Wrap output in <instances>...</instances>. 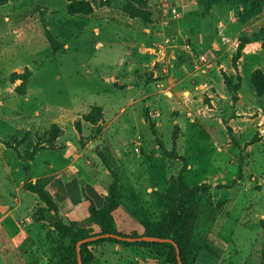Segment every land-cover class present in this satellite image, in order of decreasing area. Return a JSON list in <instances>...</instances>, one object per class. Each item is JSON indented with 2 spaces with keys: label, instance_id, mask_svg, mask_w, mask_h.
Masks as SVG:
<instances>
[{
  "label": "rangeland",
  "instance_id": "374dc122",
  "mask_svg": "<svg viewBox=\"0 0 264 264\" xmlns=\"http://www.w3.org/2000/svg\"><path fill=\"white\" fill-rule=\"evenodd\" d=\"M249 8L244 0H0V264L70 260L68 241L35 222L43 203L25 189L28 179L46 182L43 166L57 154L80 179L97 162L107 188L117 175L127 235L144 233L129 211L156 222L179 210L181 176L210 184L191 263L264 264V94L253 85L264 73L256 40L264 6L241 21ZM243 38L251 43L238 52ZM227 81L239 85L236 98ZM134 251L168 264L158 242Z\"/></svg>",
  "mask_w": 264,
  "mask_h": 264
},
{
  "label": "trees",
  "instance_id": "16d2710c",
  "mask_svg": "<svg viewBox=\"0 0 264 264\" xmlns=\"http://www.w3.org/2000/svg\"><path fill=\"white\" fill-rule=\"evenodd\" d=\"M244 2L245 6L249 3L250 8L245 14H241V21L243 22H247L249 19L259 14L264 6V0H244ZM260 39H263L264 47V30L260 31V33L256 36V40ZM240 42L238 52L243 51L245 46L251 43V40L243 38ZM253 85L255 87L256 94L259 97L262 96L264 94L263 72H257L254 74ZM227 86L233 93L234 98H236L239 85L233 87L232 84L227 81ZM149 120L150 118L148 117L146 121ZM150 125L153 133H156L154 123H150ZM169 156L176 158L178 155L172 152L169 153ZM104 162L106 168L110 169L109 162L106 160H104ZM27 172H30V170ZM111 174L114 181L109 186L107 195L104 197V202L101 207H97L93 199L83 194V197L89 201L88 211L94 220V225L99 228V232H96L93 227H82L75 221L67 222L61 212L59 203L48 190L47 183L42 181L33 183L30 179L27 180L25 189L33 194H36L43 203L42 206H38L34 211L33 218L35 222L49 224L63 239H66L69 243L71 257L70 260L65 261L63 264H79L78 244L88 238L105 234H114L131 238L151 237L169 239L172 242H158V244L164 245L170 250L166 256L168 264H179V256L183 264H192L190 256H192V252L195 249L194 237L201 214L202 199L211 190V185L203 183L191 186L185 182L184 178L181 176L180 181L183 185V198L180 202L179 210L169 213L165 218L156 222L140 218L139 213L129 211L130 215L143 226L144 233L142 235L137 233L127 235L119 229L117 220L114 216V213L121 208L122 201L118 185V177L114 172H111ZM107 243L119 245L124 249H149L152 245L157 244V242H150L146 240L128 242L115 238H101L84 243L80 246L82 264H93L95 254L92 247H97ZM176 246L179 249V253L177 252Z\"/></svg>",
  "mask_w": 264,
  "mask_h": 264
},
{
  "label": "crops",
  "instance_id": "0c3cea01",
  "mask_svg": "<svg viewBox=\"0 0 264 264\" xmlns=\"http://www.w3.org/2000/svg\"><path fill=\"white\" fill-rule=\"evenodd\" d=\"M94 154H96L95 151ZM85 167L87 168L88 166L85 165ZM43 168V170L46 172L44 178L47 183L48 190L59 203L62 212L63 204L68 206L67 212L69 213L70 222H78L80 226L85 228H95V225H93L94 220L88 211L89 201L83 202V200L81 203L78 201V203L77 200L83 198V192H85L88 197L95 201L97 207H101L103 205L104 197L107 195L108 188L103 182L99 181L100 172L103 170L101 165H99L97 162V164L90 167L88 179H80L81 177L79 176L78 172H74L75 167H70V165L67 164V161H65V159H63V157L59 154H57L55 158H52L50 161L45 163ZM25 170H30V166H27ZM120 209L121 208H119L114 213V216L117 220L119 229L123 231L124 227L120 223L119 217L117 216V213ZM134 228L141 232L139 225H134ZM3 232L8 235L11 240H14V234H12L9 230L3 228ZM109 246L113 247V249H110ZM134 249L145 248L124 249L119 245L108 243L97 247L95 246L93 247L95 254L93 264H129L133 258L135 259L134 264H153L151 259L144 261L142 259L139 260L140 258L137 257ZM123 250L132 252L131 254L127 255L126 258H124L120 256ZM113 254L122 258L119 263L114 262L112 258Z\"/></svg>",
  "mask_w": 264,
  "mask_h": 264
},
{
  "label": "water",
  "instance_id": "95a60500",
  "mask_svg": "<svg viewBox=\"0 0 264 264\" xmlns=\"http://www.w3.org/2000/svg\"><path fill=\"white\" fill-rule=\"evenodd\" d=\"M101 238H115V239H118V240L128 241V242L142 241V240H146V241H150V242H160V243H163V242H172L169 239L151 238V237L131 238V237H122V236H118V235H114V234L99 235V236H96V237H93V238H88L86 240H83V241H81L78 244V253H79L78 260H79V264H82V258H81V253H80V246L82 244H84V243H88V242H91V241H95V240H98V239H101ZM176 248H177V252L179 253V249H178L177 246H176ZM178 260H179V264H183L180 256H179Z\"/></svg>",
  "mask_w": 264,
  "mask_h": 264
},
{
  "label": "built area",
  "instance_id": "2783aa9c",
  "mask_svg": "<svg viewBox=\"0 0 264 264\" xmlns=\"http://www.w3.org/2000/svg\"><path fill=\"white\" fill-rule=\"evenodd\" d=\"M177 10H174V13L176 14Z\"/></svg>",
  "mask_w": 264,
  "mask_h": 264
}]
</instances>
